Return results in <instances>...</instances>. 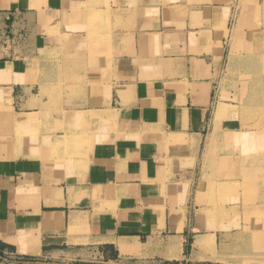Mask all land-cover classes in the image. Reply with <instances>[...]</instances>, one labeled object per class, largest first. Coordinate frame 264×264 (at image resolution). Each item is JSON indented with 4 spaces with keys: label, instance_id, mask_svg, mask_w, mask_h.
I'll list each match as a JSON object with an SVG mask.
<instances>
[{
    "label": "crops",
    "instance_id": "obj_1",
    "mask_svg": "<svg viewBox=\"0 0 264 264\" xmlns=\"http://www.w3.org/2000/svg\"><path fill=\"white\" fill-rule=\"evenodd\" d=\"M237 1L0 0V258L71 262L120 240L152 250L217 235L200 201L222 180L205 161L218 168L239 132L253 144L245 125L262 106L246 103L252 82L243 118L219 94L239 38L251 54L264 44V9L255 21ZM249 58L237 78L264 83ZM263 169L246 168L264 207Z\"/></svg>",
    "mask_w": 264,
    "mask_h": 264
},
{
    "label": "rangeland",
    "instance_id": "obj_2",
    "mask_svg": "<svg viewBox=\"0 0 264 264\" xmlns=\"http://www.w3.org/2000/svg\"><path fill=\"white\" fill-rule=\"evenodd\" d=\"M237 7L242 11L248 10L250 13L249 17H254L256 21L259 12L264 9V0H238ZM245 19L244 16L243 20ZM248 40V37L239 38V45L235 48L237 54L234 57L235 59L229 60L230 54H234L233 48L230 49L229 59H226L224 63V74L222 73L220 75L222 78L218 79L221 102L224 103L225 100L229 102L238 101L240 99V105H243V108L237 115L241 118L247 114V111H245L247 102L254 105V107L255 104H262L261 107H264V88L249 94L246 103H242L244 99L243 89L248 82H252L248 81L246 76L242 79L237 78L238 76L241 78L242 74L247 71V61L251 56V52H247L241 44L246 45ZM37 62L38 57H35V67L38 66ZM58 77L61 78V74ZM220 109H223L224 112L228 110L224 107V104L220 105L218 111ZM257 111H260V113H255L254 118L250 120L252 124L245 125V127L255 128L254 130H256V133L255 131L254 133L257 138L256 140L254 138L253 144L241 142L243 138L245 140L248 132H239L237 137H233L232 141H225L224 139L219 144L218 149L226 153V155L217 164L218 168H216L214 159L205 161L208 169L207 179L215 180L217 178L222 180L209 186L213 190L207 191L206 189L203 191L204 197L200 201V204H208L205 207L206 209L201 207V210L215 220L216 223L212 226L213 228L214 225L216 226L217 232L215 233L217 235H212L210 236L211 238L206 235L197 236V238L190 237L186 241L180 238H173L167 240V242L158 240L152 250L132 245L127 240H120V249L117 245L101 244L93 252L77 257L81 258V260H72L71 262L48 260L45 261L46 264H264V207L263 204H256V200H252L254 188L250 183H252L254 177L250 178V175L247 176L246 170L248 162L255 166L262 165V167L264 162V138L262 139L258 136V133L264 130V126L260 128V126L256 125L260 121L263 124L264 109ZM217 113V116H220L219 112ZM236 144L239 146L238 156H231L229 154L231 152L230 148ZM250 146L251 149L249 150ZM252 149H254V152ZM214 153H216V145L213 143L209 145L207 158ZM249 153H255L256 156L253 158ZM259 155L263 157L261 160L257 157ZM236 157L237 160L235 159ZM235 162L239 166L236 177L238 181L234 184L236 189L234 188L230 191L229 187L225 188V180L229 179L232 170L233 174L235 173L234 168H231V164ZM216 169H218L217 172ZM262 172H264V169ZM227 185L229 186L230 184L227 182ZM214 188H217L216 192H214ZM260 190L261 187H258V191ZM196 233L191 236H195ZM200 238L201 241L198 244L197 240ZM142 247L146 246L143 245ZM4 258L6 259L0 258V264H17L12 257Z\"/></svg>",
    "mask_w": 264,
    "mask_h": 264
},
{
    "label": "bare ground",
    "instance_id": "obj_3",
    "mask_svg": "<svg viewBox=\"0 0 264 264\" xmlns=\"http://www.w3.org/2000/svg\"><path fill=\"white\" fill-rule=\"evenodd\" d=\"M9 6V5H8ZM256 40V39H255ZM254 46V45H253ZM264 44L262 43V47H258L259 48V50L256 52V51H252L253 53L251 54V58H252V62L253 63H255L256 64V67L255 66H252V67H250V71H254V70H258V68H257V64L258 63H260L261 61H264V57H262V56H264V53H263V50H264ZM253 50V49H252ZM236 57V56H235ZM232 58H234V54H230V60L232 59ZM249 60H250V58H249ZM244 65V64H243ZM248 75V74H247ZM251 78V77H250ZM261 80V79H260ZM247 81V80H246ZM250 81H251V79H250ZM252 83H253V85H251L252 86V88H250V90H249V92H248V94L247 95H249V94H251L252 92H254V91H256V90H258V89H261V88H264V83H263V81L261 80V81H256V79L254 78L253 79V81H252ZM251 82H250V84H252ZM250 86V85H249ZM248 90V89H247ZM246 90V91H247ZM261 109H264V107H260L259 109H256V110H261ZM219 115H221L223 112H224V110L223 109H220L219 111ZM258 136H259V138H264V130L263 131H260L259 133H258ZM211 138V137H210ZM213 138V137H212ZM199 241H201V238L200 239H198L197 240V243L199 244L200 242Z\"/></svg>",
    "mask_w": 264,
    "mask_h": 264
},
{
    "label": "built area",
    "instance_id": "obj_4",
    "mask_svg": "<svg viewBox=\"0 0 264 264\" xmlns=\"http://www.w3.org/2000/svg\"><path fill=\"white\" fill-rule=\"evenodd\" d=\"M17 262H18V264H35L34 262L28 261V260L23 259V258L19 259Z\"/></svg>",
    "mask_w": 264,
    "mask_h": 264
}]
</instances>
